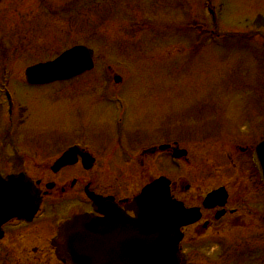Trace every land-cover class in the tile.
Listing matches in <instances>:
<instances>
[{
    "label": "rangeland",
    "instance_id": "374dc122",
    "mask_svg": "<svg viewBox=\"0 0 264 264\" xmlns=\"http://www.w3.org/2000/svg\"><path fill=\"white\" fill-rule=\"evenodd\" d=\"M259 17L264 0H0V89L8 81L19 119L6 114L5 120L17 124L14 136L20 140L1 144L0 130V170H17L4 164L6 157L29 154L26 169L47 170L45 181L61 188L64 176L50 168L61 151L79 143L93 156L112 158L97 157L90 172L79 165L63 170L66 183L94 174L102 192L120 198L162 176L190 184L194 197L234 188L237 177L246 178L232 160L234 148L264 139V27L254 25ZM77 45L95 51L93 71L45 87L26 84L28 67ZM118 94L129 102L123 126L117 107L103 100ZM2 122L0 111V127ZM134 142L140 148L127 163L121 144ZM174 142L189 153L181 170L167 154L140 153ZM68 192L53 202L47 198L38 219L47 220L50 212L56 222L66 220L85 207ZM236 243V254L227 253L233 244L219 247L212 237L182 247L188 264H264L260 249L251 254L248 241L238 237ZM241 248L246 253H238ZM54 260L45 254L43 264ZM16 262L22 264L20 258L6 264Z\"/></svg>",
    "mask_w": 264,
    "mask_h": 264
},
{
    "label": "water",
    "instance_id": "95a60500",
    "mask_svg": "<svg viewBox=\"0 0 264 264\" xmlns=\"http://www.w3.org/2000/svg\"><path fill=\"white\" fill-rule=\"evenodd\" d=\"M93 66V51L76 47L53 62L29 68L26 77L30 85H46L82 75ZM116 80L119 82L120 78ZM257 153L264 181V142L259 145ZM71 156L66 154L61 158L55 170L74 164L75 160L69 159ZM16 180L0 181V225L13 217L24 218L26 210L33 217L38 209L40 200L26 184V179L20 177ZM19 181L24 182L23 187H18ZM219 192L210 195L207 202ZM129 206L127 208L134 210L136 219L127 217L112 205L103 206L105 219L74 218L65 225L58 259L68 264H185L179 254L183 238L180 231L198 221L200 215L192 210L186 211L183 204L172 200L170 181L165 177L153 181ZM112 230L113 239L108 237Z\"/></svg>",
    "mask_w": 264,
    "mask_h": 264
},
{
    "label": "flooded vegetation",
    "instance_id": "af4514ba",
    "mask_svg": "<svg viewBox=\"0 0 264 264\" xmlns=\"http://www.w3.org/2000/svg\"><path fill=\"white\" fill-rule=\"evenodd\" d=\"M108 99L109 98H104L103 100H106L104 101L105 104L110 106L111 103ZM126 103L128 105L129 102L126 101ZM8 140L10 139H7L4 142H7ZM135 142L131 145L121 144V147H124V155L126 158L125 161L127 163L130 161H135L136 159ZM114 146H117V144L115 143L112 145V147ZM251 148L252 146H246L244 148L236 146L234 148L236 152V158L232 160L238 161L239 165L235 163L236 167H241V169L244 168L243 177L246 178H241V176L237 177L234 180V188L221 186L226 189L227 193V199L223 206L218 205L219 203H214L215 206L208 208L203 206L207 195L221 187L209 190L202 197H194L189 195L193 189L190 185H181L177 181L173 180L175 183L171 187L173 197L181 201L188 209H199L201 215L200 220L196 224L186 227L182 230L184 234L183 243L187 242L189 245V243L193 244L198 241H202L207 237H212V239L218 243L219 247H221V243H225L226 241L233 244V249L231 248V250H229L227 253L236 254V241L239 237L243 242H249L246 249H249L251 254H259V249L261 250V254H264V184L261 183L260 176L258 175L257 171H254V168L252 169V166L254 167L255 165L253 154L249 155L250 150H252ZM150 151L151 153H156V149ZM145 152L146 150H144L143 153ZM104 154L106 153H100L98 156H95V163L98 162V159L103 161H107L108 159L111 160L112 156L108 158ZM16 156L19 160H16L17 158L13 159V157L8 156L6 158L4 157L6 161L3 162L9 167H12V169L14 168L17 170H11L10 172L0 170V175L3 178H7L11 175H26L32 180L34 189L36 191H40L39 196L42 198V203L40 210L32 220L11 219L1 227L0 264L13 262L16 258H20L22 264H43L45 254H56V249L52 245V241L58 234V230L61 226V219H58L56 222L55 216H52L53 213L50 212L47 214V220L38 219L39 216L45 213L47 208L45 201L47 198L49 200L51 198L50 201L53 202L54 199H60L61 194L64 195L69 190L71 192H68L70 195H76L73 196L72 200H75V202L78 201L79 203H83L85 205L84 208L76 211V214L94 213L92 204L87 199L85 194V189L89 187L90 190L94 191L99 196L114 197L115 201L119 204V206L122 207L125 205V203L120 202L130 198V196L120 198L116 193L113 192H102V190L96 186V183L93 180L94 174L91 175V177L87 180L75 177L70 182L66 183L68 178L63 175V170L58 173H62V176H64L60 178V182H64L62 184L63 186H61V188L55 187L51 191H46L48 184L54 183L57 185L55 181H45L48 171L29 170V168L26 169L25 166L28 164V160H26L27 156ZM14 162L20 163V167L15 168ZM37 167L39 168L38 165ZM237 180L241 182H238ZM253 184H255V186ZM79 185L81 188L83 186V191H76L78 190L77 187ZM179 195L183 198L178 197ZM94 215L96 214L94 213ZM244 250L245 249L241 248L237 251L238 253H246ZM185 254L187 255V252H185ZM15 256L16 258L14 259ZM54 263L60 264L55 260ZM16 264L20 263L16 262Z\"/></svg>",
    "mask_w": 264,
    "mask_h": 264
},
{
    "label": "trees",
    "instance_id": "16d2710c",
    "mask_svg": "<svg viewBox=\"0 0 264 264\" xmlns=\"http://www.w3.org/2000/svg\"><path fill=\"white\" fill-rule=\"evenodd\" d=\"M254 25L258 29H261L262 27H264V18H261V17L257 18L254 22Z\"/></svg>",
    "mask_w": 264,
    "mask_h": 264
}]
</instances>
